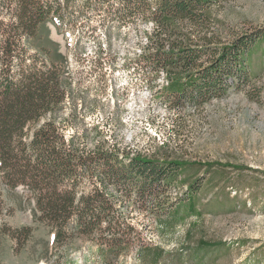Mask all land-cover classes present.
Segmentation results:
<instances>
[{
  "label": "trees",
  "instance_id": "obj_1",
  "mask_svg": "<svg viewBox=\"0 0 264 264\" xmlns=\"http://www.w3.org/2000/svg\"><path fill=\"white\" fill-rule=\"evenodd\" d=\"M212 1L84 0L75 5V0H0V16H7V21L0 18V191L31 200L35 219L50 229L53 254L79 240L94 245L103 264L127 257L131 250L148 264L162 258L164 264H210L207 258L222 248L221 242L199 240L166 252L144 246L133 235L129 209L166 227L200 214L196 183L170 201L167 188L185 163L154 160L100 141L87 148L96 125L84 123L81 132L64 134L68 121L58 114L74 90L73 78L66 56L49 42L46 25L73 32L77 25L70 17L89 11L119 26L148 22L151 29L135 64L164 72L174 103L206 101L226 93L223 78L228 73L244 81L264 71V29L228 43L205 36L202 45H189L192 36L182 25L202 23ZM109 26L108 38L118 29ZM73 112L72 118L75 106ZM10 237L19 241L14 233ZM53 264L71 263L57 256Z\"/></svg>",
  "mask_w": 264,
  "mask_h": 264
},
{
  "label": "rangeland",
  "instance_id": "obj_2",
  "mask_svg": "<svg viewBox=\"0 0 264 264\" xmlns=\"http://www.w3.org/2000/svg\"><path fill=\"white\" fill-rule=\"evenodd\" d=\"M210 3L202 23L182 25L192 36L191 46L202 45L205 36L228 43L237 35L264 29V0ZM72 17L77 25L73 32H58L46 24L48 40L66 56L73 78L74 90L58 114L68 121L64 134L81 132L84 123L96 125L98 132L89 134L87 148L100 141L104 147L115 145L154 160L185 163L165 195L170 201L181 197L194 182L201 197L200 214L171 227L129 209L133 235L144 246L166 252L199 240L221 242L222 248L207 258L210 264H264V71L244 81L228 73L223 96L174 103L165 73L140 69L134 62L150 23L119 26L94 11ZM3 19L7 21V16ZM106 24L118 27L109 38ZM13 233L18 242L11 239ZM51 241L50 229L33 215L31 200L2 189L0 264H53L57 256L71 264H103L94 245L75 240L53 254ZM107 264L148 261L131 250L127 257ZM155 264H164V258Z\"/></svg>",
  "mask_w": 264,
  "mask_h": 264
}]
</instances>
